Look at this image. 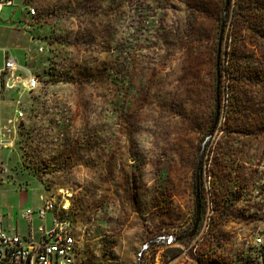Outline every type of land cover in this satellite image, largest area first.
<instances>
[{"label":"rangeland","instance_id":"rangeland-1","mask_svg":"<svg viewBox=\"0 0 264 264\" xmlns=\"http://www.w3.org/2000/svg\"><path fill=\"white\" fill-rule=\"evenodd\" d=\"M7 58L38 85L0 74V217L68 206L73 264H241L260 225L264 0H12Z\"/></svg>","mask_w":264,"mask_h":264},{"label":"built area","instance_id":"built-area-1","mask_svg":"<svg viewBox=\"0 0 264 264\" xmlns=\"http://www.w3.org/2000/svg\"><path fill=\"white\" fill-rule=\"evenodd\" d=\"M11 3L12 0H0V9ZM33 14L34 11L30 10V15ZM16 70L14 60L7 58L2 63L0 74L8 81L19 83V77H15ZM20 83L27 91H33L38 85L37 78L33 76ZM261 196L260 225L245 240L241 264H264V173ZM67 210L66 205L57 208L54 201H47L37 210L26 209L21 212V216L27 221L33 216L43 221L48 213L53 215L49 229L44 230L42 227L38 229L40 238L37 241L31 236L22 237L6 230L0 224V264H25L26 261L27 264H73L76 256V241L68 222L55 216L56 213Z\"/></svg>","mask_w":264,"mask_h":264},{"label":"crops","instance_id":"crops-1","mask_svg":"<svg viewBox=\"0 0 264 264\" xmlns=\"http://www.w3.org/2000/svg\"><path fill=\"white\" fill-rule=\"evenodd\" d=\"M21 212L22 209H19L17 214H14L13 216H9L8 214L2 215L0 217L1 226L4 229L17 233L22 237L31 236L35 241L39 240L40 233L38 232V229L40 227L44 230L49 229L53 215L48 213L43 221L38 219L36 216H33L29 221H27L23 219Z\"/></svg>","mask_w":264,"mask_h":264},{"label":"water","instance_id":"water-1","mask_svg":"<svg viewBox=\"0 0 264 264\" xmlns=\"http://www.w3.org/2000/svg\"><path fill=\"white\" fill-rule=\"evenodd\" d=\"M227 7V1H226V4H225V9ZM222 24L224 22V17L222 18ZM221 33H222V27L220 29V36H221ZM217 114H218V106H216V109H215V120H214V124L216 123V120H217ZM198 197V188H197V184H196V198ZM199 218H200V206L199 204L197 203L196 204V212H195V219H194V225H193V231H192V234L195 232L196 230V227L198 225V222H199ZM25 264H27V261L25 262Z\"/></svg>","mask_w":264,"mask_h":264},{"label":"flooded vegetation","instance_id":"flooded-vegetation-1","mask_svg":"<svg viewBox=\"0 0 264 264\" xmlns=\"http://www.w3.org/2000/svg\"><path fill=\"white\" fill-rule=\"evenodd\" d=\"M198 226V225H197ZM197 228V227H196Z\"/></svg>","mask_w":264,"mask_h":264}]
</instances>
